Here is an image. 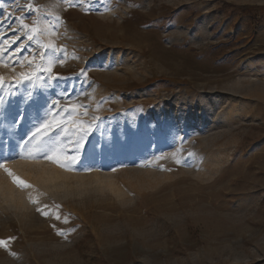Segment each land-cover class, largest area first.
Listing matches in <instances>:
<instances>
[{
    "label": "rangeland",
    "instance_id": "1",
    "mask_svg": "<svg viewBox=\"0 0 264 264\" xmlns=\"http://www.w3.org/2000/svg\"><path fill=\"white\" fill-rule=\"evenodd\" d=\"M0 77V164L83 177L0 204V264H264V0H0Z\"/></svg>",
    "mask_w": 264,
    "mask_h": 264
},
{
    "label": "bare ground",
    "instance_id": "2",
    "mask_svg": "<svg viewBox=\"0 0 264 264\" xmlns=\"http://www.w3.org/2000/svg\"><path fill=\"white\" fill-rule=\"evenodd\" d=\"M124 152L127 153L126 150ZM6 165L7 167L10 166V170L13 169L17 171L20 180L26 181L31 185V187H28V190L24 189L25 187L23 188L22 185H18L13 181L12 176L3 175L4 172H0L2 173L0 174V204L5 203L13 206L22 215L30 211L31 199H39L45 192L65 187L68 179L77 178V183L83 184V182H81L82 176L73 174L69 172V168L54 163L49 166L45 161L40 162L36 159H30L27 163L17 161ZM131 167L127 166L125 168L126 174L123 175L126 178H131L138 182L139 180H144L141 177L142 170L138 169V166V168H136V166L135 168L134 166ZM5 168L2 167L3 170H5ZM123 175L120 172L112 174L96 172L93 174L94 182L98 184L102 190L111 189L116 193H122L120 183ZM152 175L151 178L153 180L157 178L154 173Z\"/></svg>",
    "mask_w": 264,
    "mask_h": 264
},
{
    "label": "snow or ice",
    "instance_id": "3",
    "mask_svg": "<svg viewBox=\"0 0 264 264\" xmlns=\"http://www.w3.org/2000/svg\"><path fill=\"white\" fill-rule=\"evenodd\" d=\"M69 6H71V5H69ZM29 8L31 9V5H29ZM21 20L23 19V18H20ZM24 28H29V25H27V24H23L22 25ZM9 27H11V25H9ZM35 31V29H33V32ZM28 39L29 40H32L33 39V35H28ZM48 71H51V68H49L48 69ZM21 76L22 77H24V78H27V77H25L24 76V74L22 73L21 74ZM4 80V77H0V82H2ZM86 114V113H85ZM78 127H81L82 128V125H77ZM52 127V123L51 122H49V123H46V124H43V125H41V128H37V133H40L41 132V129H43L44 131H43V134L44 135H46L47 134V131H48V129H50ZM35 135V134H34ZM48 146L46 145V144H44V145H41V147H40V149L39 150H41V151H44L46 148H47ZM49 151H53V154H51V155H47L46 156V158L47 159H50V160H53L54 162H56L57 164H60L61 166H63V164H62V160H61V157L58 155V154H56L55 152H54V150H49ZM63 159H68V157H64ZM73 159H75L74 157H73ZM177 163H179V161H177ZM0 167H5L3 164H0ZM5 170L6 171H8V174L10 175V176H12L13 177V181L15 182V183H17L18 185H23L24 187H31V185H28V184H26L23 180H20L18 177H16L10 170H8L7 168H5ZM33 203H37V201H32ZM47 205H45L44 206V208L45 209H47ZM57 207V209L59 208V206L57 205L56 206ZM37 211H41V214L42 215H45V216H47V215H49V212L48 211H46V210H44V211H42L40 208H38L37 209ZM56 219H60V216L59 215H57L56 216ZM65 222H67V220H65ZM58 234H63V232L61 231V232H59ZM11 239V238H10ZM7 244H8V241H5V240H0V246H7Z\"/></svg>",
    "mask_w": 264,
    "mask_h": 264
}]
</instances>
